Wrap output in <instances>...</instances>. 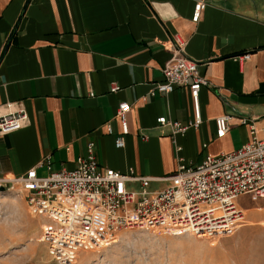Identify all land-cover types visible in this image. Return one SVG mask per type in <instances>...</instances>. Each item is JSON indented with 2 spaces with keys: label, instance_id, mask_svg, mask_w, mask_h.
Instances as JSON below:
<instances>
[{
  "label": "crops",
  "instance_id": "0c3cea01",
  "mask_svg": "<svg viewBox=\"0 0 264 264\" xmlns=\"http://www.w3.org/2000/svg\"><path fill=\"white\" fill-rule=\"evenodd\" d=\"M195 1L0 0V104L16 101L29 116L26 126L0 133V177L20 176L46 154L54 168H71L93 142L101 168L160 178L175 172L178 157L198 164L248 141L240 119L264 124V0H204L193 22ZM174 36L208 82L199 90V127L175 136L179 151L156 119L192 120L188 90L147 96L162 80ZM244 52L248 60H233ZM123 101L128 133L117 148ZM225 114L229 129L217 138L214 120Z\"/></svg>",
  "mask_w": 264,
  "mask_h": 264
},
{
  "label": "built area",
  "instance_id": "2783aa9c",
  "mask_svg": "<svg viewBox=\"0 0 264 264\" xmlns=\"http://www.w3.org/2000/svg\"><path fill=\"white\" fill-rule=\"evenodd\" d=\"M204 0H196L191 20L197 22ZM184 42L177 36L166 48L169 59L161 68L162 80L156 82L147 96L168 94L175 88L188 90L193 119L187 123L159 116V125L170 128L176 151L181 146L175 136L201 123L199 90L208 85L199 71V63L183 55ZM233 60L245 62L249 52L235 54ZM116 88L112 87L113 91ZM130 104L119 102L115 117L121 132L114 135L117 148L124 146L128 133L126 114ZM232 116L215 118V136L222 138L229 129ZM26 109L16 101L0 104V133L18 130L28 123ZM264 121V119H263ZM248 128L249 140L239 148L216 155L206 154L198 164L185 163L178 157L173 174L155 178L135 173L101 168L94 153V143L88 142L86 154L78 156L71 168L53 167L50 154L16 178L0 177V188L16 191L24 198L29 210L43 217L46 224L42 239L50 250L71 257L77 249H98L116 240L121 230L137 229L170 236L224 232L241 223L245 211L239 206L241 196L264 198V124L241 118ZM106 131L113 134L109 121ZM141 138H145L144 135ZM43 169L44 174L37 170ZM167 181L160 189L152 182Z\"/></svg>",
  "mask_w": 264,
  "mask_h": 264
},
{
  "label": "rangeland",
  "instance_id": "374dc122",
  "mask_svg": "<svg viewBox=\"0 0 264 264\" xmlns=\"http://www.w3.org/2000/svg\"><path fill=\"white\" fill-rule=\"evenodd\" d=\"M238 204L244 219L224 232L121 230L114 242L63 259L42 239L43 217L29 210L21 194L0 191V264H264V198L245 194Z\"/></svg>",
  "mask_w": 264,
  "mask_h": 264
},
{
  "label": "water",
  "instance_id": "95a60500",
  "mask_svg": "<svg viewBox=\"0 0 264 264\" xmlns=\"http://www.w3.org/2000/svg\"><path fill=\"white\" fill-rule=\"evenodd\" d=\"M0 191H4V189L1 187V188H0Z\"/></svg>",
  "mask_w": 264,
  "mask_h": 264
}]
</instances>
